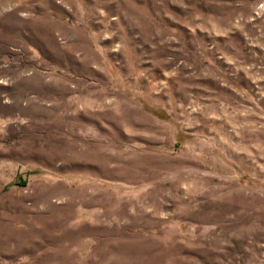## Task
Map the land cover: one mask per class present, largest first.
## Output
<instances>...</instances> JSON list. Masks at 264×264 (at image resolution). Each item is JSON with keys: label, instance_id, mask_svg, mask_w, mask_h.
I'll return each mask as SVG.
<instances>
[{"label": "rangeland", "instance_id": "1", "mask_svg": "<svg viewBox=\"0 0 264 264\" xmlns=\"http://www.w3.org/2000/svg\"><path fill=\"white\" fill-rule=\"evenodd\" d=\"M0 264H264V0H0Z\"/></svg>", "mask_w": 264, "mask_h": 264}]
</instances>
